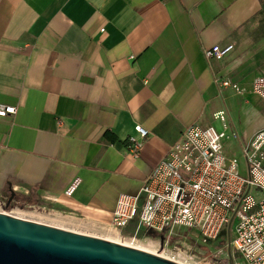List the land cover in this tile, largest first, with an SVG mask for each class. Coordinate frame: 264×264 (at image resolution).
Here are the masks:
<instances>
[{
  "label": "crops",
  "instance_id": "crops-1",
  "mask_svg": "<svg viewBox=\"0 0 264 264\" xmlns=\"http://www.w3.org/2000/svg\"><path fill=\"white\" fill-rule=\"evenodd\" d=\"M260 74L264 0H0V104L17 107L0 116V202L12 188L21 208L112 226L190 124L222 130L227 111L225 154L242 151L264 128Z\"/></svg>",
  "mask_w": 264,
  "mask_h": 264
},
{
  "label": "built area",
  "instance_id": "built-area-1",
  "mask_svg": "<svg viewBox=\"0 0 264 264\" xmlns=\"http://www.w3.org/2000/svg\"><path fill=\"white\" fill-rule=\"evenodd\" d=\"M233 49L234 44L214 45L204 53L207 59L223 58ZM222 85L241 90L239 83L228 79L222 80ZM251 85L264 100V75L254 76ZM16 110V106L0 104L1 117ZM214 117L223 129L198 123L187 126L144 178L139 192L119 196L111 225L123 236L131 221L137 219L134 233L123 237L135 243L143 230L157 232L163 238L160 247L170 251L172 260L178 253L189 254L177 240L181 232L189 231L199 247L213 250L217 246L212 252L218 262L230 264L231 245L241 258L234 260L235 264H264V128L242 145L247 169L242 174L238 158L224 151L229 138L228 112L218 111ZM136 129L141 140L131 137L130 146L138 154L148 130L141 125ZM7 207L6 200L0 202V212L21 217Z\"/></svg>",
  "mask_w": 264,
  "mask_h": 264
},
{
  "label": "water",
  "instance_id": "water-1",
  "mask_svg": "<svg viewBox=\"0 0 264 264\" xmlns=\"http://www.w3.org/2000/svg\"><path fill=\"white\" fill-rule=\"evenodd\" d=\"M15 196L10 188L8 207ZM228 252L230 264H235L231 245ZM0 264L183 263L104 237L0 212Z\"/></svg>",
  "mask_w": 264,
  "mask_h": 264
},
{
  "label": "rangeland",
  "instance_id": "rangeland-1",
  "mask_svg": "<svg viewBox=\"0 0 264 264\" xmlns=\"http://www.w3.org/2000/svg\"><path fill=\"white\" fill-rule=\"evenodd\" d=\"M231 153L232 155L230 153L229 154L226 153V155L236 156L240 162L241 173L246 174L247 169L245 168V161L242 151L239 152L237 150H233ZM28 205L26 204V206L21 208V205H16L14 204V202H12L11 205L5 209L13 210L17 212V214H19L21 217L27 219H31L47 224H52L56 226H62L69 228L70 230H75L99 237L121 238L122 240L124 239L123 241H129V242L131 241V239L123 236L132 235L134 233V227L137 224V219L132 220L130 226L126 229L125 235L122 236L120 233L119 235L116 234L115 232L116 229L108 224H104V225L95 224V223L87 224L85 222H81L79 220L72 218H61L56 214H54L55 212L50 205L35 204L34 207ZM18 208L24 209L23 210L24 212L19 210ZM233 227L234 225L232 226V235H234ZM161 238L162 236H160V234L157 232L150 230H143L138 234L136 243L145 245L146 247H149L152 250H156L159 253L167 252L168 254H170L169 250H164L160 247V242L162 241ZM177 240L179 242V246L181 247V249L183 251L186 250V252H189V254L178 253L177 258L179 257L180 259L183 260L188 259V261H191L193 264H226L224 262L222 263L214 260L216 258L213 256L212 251H214L217 246H214L213 250L212 248L209 249V248L199 247L194 240L193 234L189 233V231L181 232V236H179ZM192 249L194 254H192ZM232 252H233L234 260L240 261L241 258L239 257L238 252H235L233 249Z\"/></svg>",
  "mask_w": 264,
  "mask_h": 264
},
{
  "label": "bare ground",
  "instance_id": "bare-ground-1",
  "mask_svg": "<svg viewBox=\"0 0 264 264\" xmlns=\"http://www.w3.org/2000/svg\"><path fill=\"white\" fill-rule=\"evenodd\" d=\"M116 234L119 235V232L118 230H115ZM118 237V236H116ZM109 240H113V241H116V242H120V243H123V244H126V245H130V246H133V247H137V248H140V249H143V250H147L149 252H152V253H155V254H158V255H161V256H164V257H167V258H171L170 254H168L167 252H163V253H159L158 251L156 250H152L150 249L149 247H146L145 245H141V244H138V243H133V242H129V241H123L121 238H110V237H105ZM153 243V242H152ZM186 258V257H185ZM188 258V257H187ZM177 262H180V263H183V264H193L191 261H188L187 260H183V259H180L179 257L175 259ZM194 261V260H193Z\"/></svg>",
  "mask_w": 264,
  "mask_h": 264
}]
</instances>
